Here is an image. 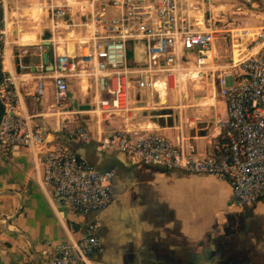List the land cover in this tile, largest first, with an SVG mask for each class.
I'll list each match as a JSON object with an SVG mask.
<instances>
[{
  "label": "crops",
  "instance_id": "0c3cea01",
  "mask_svg": "<svg viewBox=\"0 0 264 264\" xmlns=\"http://www.w3.org/2000/svg\"><path fill=\"white\" fill-rule=\"evenodd\" d=\"M67 1L75 0H0L5 9L1 33L9 42L1 53L3 69L19 78L18 112L29 128L43 126L50 132V144L45 147H15L7 155L0 154V264H52L55 249L80 240L95 220L102 225L101 248L89 264H264V199L238 207L227 181L134 165L120 151H101L97 142L73 143L59 133L68 116L55 106L51 68L47 65L45 92L38 97L37 81L43 74L35 67L41 63L40 46L47 51L44 55H50V65L54 51L64 50L53 30L49 7ZM212 7L207 9L206 2V12L214 18ZM26 46L32 47V53L24 61L28 68L20 69L16 51ZM225 51L229 50L216 41L204 69L207 73L219 76L237 71L229 69L232 58L230 62L219 59ZM68 81L66 110L88 111L81 110L93 102L86 83L79 77ZM74 81L81 86V97L73 90ZM199 84H186L180 92L164 95L162 101L150 91H135L130 113L104 118L86 112L77 124L88 127L96 138L125 129H148L168 138L176 148L193 144L197 154L206 157L221 138L228 109L218 87ZM71 96L81 98L80 107L70 102ZM58 142L98 170L114 172V202L107 210L81 215L55 201L53 189L44 182L42 159L47 148Z\"/></svg>",
  "mask_w": 264,
  "mask_h": 264
},
{
  "label": "built area",
  "instance_id": "2783aa9c",
  "mask_svg": "<svg viewBox=\"0 0 264 264\" xmlns=\"http://www.w3.org/2000/svg\"><path fill=\"white\" fill-rule=\"evenodd\" d=\"M209 0H75L50 4L53 30L63 51H54L55 106L63 121L59 133L82 145L97 142L101 151L122 152L134 165H152L181 170L193 176H213L227 181L238 207L264 199V27L254 33L232 36L230 71L216 76L204 69L217 41ZM209 24V27L207 26ZM208 27V28H206ZM1 33V41L4 40ZM6 47L9 42L5 39ZM35 67L46 74L44 52ZM32 47L15 56L16 66ZM130 54L133 58H130ZM192 55H196L192 58ZM37 81V96L45 92L44 77ZM71 77H79L93 102L87 114L113 118L131 112L132 94L150 91L160 101L169 92H180L186 84L212 79L227 102L228 119L213 152L201 157L193 144L176 148L161 134L144 128L115 131L96 138L88 127L77 124L86 112L66 110ZM233 79L229 84L228 78ZM216 78L218 85L216 84ZM18 76L3 69L0 95L5 115L0 126V154L15 147H45L50 132L43 126L29 128L18 112ZM73 125L72 127L70 125ZM42 165L44 182L53 189L62 207L81 215L107 210L114 202L112 171H100L63 143L49 146ZM98 220L90 222L80 240L58 246L52 264H89L101 248Z\"/></svg>",
  "mask_w": 264,
  "mask_h": 264
},
{
  "label": "rangeland",
  "instance_id": "374dc122",
  "mask_svg": "<svg viewBox=\"0 0 264 264\" xmlns=\"http://www.w3.org/2000/svg\"><path fill=\"white\" fill-rule=\"evenodd\" d=\"M211 6H213L212 9L216 11L215 14L213 13V24L215 26L214 28L219 31L215 34L217 36V42L219 41L221 45L225 46V48L229 50L227 52L225 51V53L222 54L223 56L219 59L230 62V59L233 56V53L231 52L233 51L231 35L238 31H248V33H254L264 27V0H211L210 2H207V9L211 8ZM209 14L212 13H208V16ZM217 45L218 43L216 46ZM5 49L6 44L4 39L0 41V53H3ZM18 54L19 52L16 51V55ZM130 58H133L132 54H130ZM218 81L219 80L216 81L217 85ZM212 83V79H205L201 82V85H199L208 87ZM229 84H232V80H229ZM84 85L86 86V84ZM73 90L78 96H82L81 86L75 81L73 83ZM80 97L76 100H72L73 97L71 96L70 102L74 104L75 101L77 107H80V105H78L81 99ZM85 101H88V99H85ZM86 106L88 105H84L82 107Z\"/></svg>",
  "mask_w": 264,
  "mask_h": 264
},
{
  "label": "water",
  "instance_id": "95a60500",
  "mask_svg": "<svg viewBox=\"0 0 264 264\" xmlns=\"http://www.w3.org/2000/svg\"><path fill=\"white\" fill-rule=\"evenodd\" d=\"M4 17H5V9L3 5L0 4V27H2V24L4 22ZM0 41H1V28H0ZM49 56H50L49 54L44 55V62L46 65H49L51 68V71H53V67L52 65H50ZM2 74H3V60H2V55L0 53V78L2 77ZM89 109H90L89 105L86 107H81V110H89ZM4 115H5V106H4V103L0 95V126H1Z\"/></svg>",
  "mask_w": 264,
  "mask_h": 264
}]
</instances>
